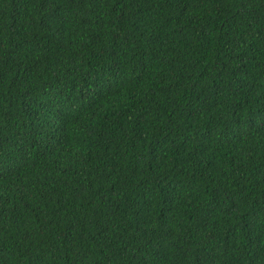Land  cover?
<instances>
[{"label":"trees","instance_id":"obj_1","mask_svg":"<svg viewBox=\"0 0 264 264\" xmlns=\"http://www.w3.org/2000/svg\"><path fill=\"white\" fill-rule=\"evenodd\" d=\"M0 264H264V0H0Z\"/></svg>","mask_w":264,"mask_h":264}]
</instances>
